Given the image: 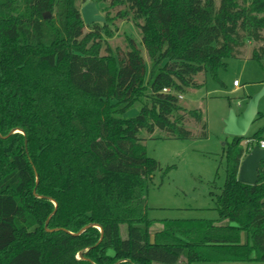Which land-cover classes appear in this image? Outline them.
Listing matches in <instances>:
<instances>
[{
  "label": "trees",
  "instance_id": "obj_1",
  "mask_svg": "<svg viewBox=\"0 0 264 264\" xmlns=\"http://www.w3.org/2000/svg\"><path fill=\"white\" fill-rule=\"evenodd\" d=\"M91 2L106 5L103 26L84 24L88 0H0V264H180L185 253L186 264L240 262L253 252L264 262V160L256 185L238 181L243 142L263 132L228 145L219 217L164 220L153 242L145 185L160 165L140 138L160 129L190 139L187 116L208 137L203 110L179 96L247 43L264 60V0ZM117 19L141 42L112 48Z\"/></svg>",
  "mask_w": 264,
  "mask_h": 264
},
{
  "label": "rangeland",
  "instance_id": "obj_2",
  "mask_svg": "<svg viewBox=\"0 0 264 264\" xmlns=\"http://www.w3.org/2000/svg\"><path fill=\"white\" fill-rule=\"evenodd\" d=\"M105 6L103 5V10H100L104 18L107 15L104 11ZM120 9H111L110 16L115 17ZM98 25L103 26L104 24L98 23ZM109 27L113 32V37L107 42L114 49L125 50L128 36L135 39L137 43L141 42L140 30L131 21L117 19ZM258 46L255 43H247L241 57L226 59L227 65L219 69L217 78L212 74L206 77L203 74L198 75L196 80L199 83L205 82L204 87L189 91L181 100V104L187 110H203L207 122V138L200 137V127L188 116L186 117V128L193 133L190 139L169 138L160 129L153 134L147 131L140 133L148 156L160 165L154 178L148 180L145 185L148 218L157 221L150 229V234L151 231L161 227V222L164 220H214L219 217L214 202L226 181L225 152L228 145L235 139L225 134L224 121L230 110L240 114L245 110L250 99L264 90V60L251 59L252 50ZM142 52L149 64L146 51L143 49ZM234 81L240 83L239 88L234 87ZM138 113L139 107L134 106L123 114V118L133 119ZM259 132H263L264 136V96L259 101L258 116L246 137L253 138ZM121 230L123 238H126L127 227L124 225ZM240 243H250L245 230L241 231ZM252 256L254 257L251 261L224 264H264L254 259L255 252Z\"/></svg>",
  "mask_w": 264,
  "mask_h": 264
},
{
  "label": "water",
  "instance_id": "obj_3",
  "mask_svg": "<svg viewBox=\"0 0 264 264\" xmlns=\"http://www.w3.org/2000/svg\"><path fill=\"white\" fill-rule=\"evenodd\" d=\"M81 15L84 24L91 26L93 24L105 23V18L100 14V10L95 2L85 4L81 9ZM51 18L50 13L44 14V19ZM264 96V90L250 99L247 107L241 114L230 110L228 117L224 121L225 134L232 137H246L251 125L258 116V105L260 99ZM264 160V149L255 146L253 150L243 158L239 173L238 181L242 184L254 186L258 182V170L261 162ZM83 257L82 254L79 255Z\"/></svg>",
  "mask_w": 264,
  "mask_h": 264
},
{
  "label": "built area",
  "instance_id": "obj_4",
  "mask_svg": "<svg viewBox=\"0 0 264 264\" xmlns=\"http://www.w3.org/2000/svg\"><path fill=\"white\" fill-rule=\"evenodd\" d=\"M89 2L91 0H88ZM234 86L239 87L240 83L238 81H234ZM164 93H172L170 89H164ZM179 98L182 100L184 99V96L180 95ZM243 146L245 148V154L244 157L247 156L255 146H260L261 149H264V140L257 143L255 140H246L243 142Z\"/></svg>",
  "mask_w": 264,
  "mask_h": 264
},
{
  "label": "crops",
  "instance_id": "obj_5",
  "mask_svg": "<svg viewBox=\"0 0 264 264\" xmlns=\"http://www.w3.org/2000/svg\"><path fill=\"white\" fill-rule=\"evenodd\" d=\"M234 85V84H233ZM235 87V86H234ZM240 87V86H239ZM239 87H235V88H239ZM242 113V112H241ZM240 113V114H241ZM196 220H202V219H196ZM206 220V219H205ZM215 220V219H214ZM153 227H151V229H152ZM163 229V224L161 225V227H159L157 230H154L153 232L151 231V241L153 242V240H154V236H155V233H157V232H159V231H161ZM126 234H127V232H126ZM127 237V236H126ZM242 244V243H241ZM252 258L254 257V256H251ZM186 261H187V253H185L183 256H182V259H181V261H180V264H186ZM227 262H230V261H227ZM226 261L225 262H215V263H221V264H224V263H227ZM231 262H233V261H231ZM195 263H207V262H195Z\"/></svg>",
  "mask_w": 264,
  "mask_h": 264
}]
</instances>
